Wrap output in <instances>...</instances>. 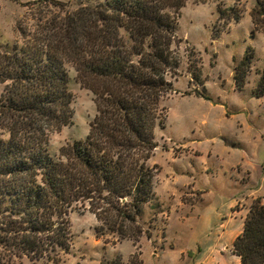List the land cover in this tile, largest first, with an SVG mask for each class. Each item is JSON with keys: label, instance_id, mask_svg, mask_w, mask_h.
I'll return each instance as SVG.
<instances>
[{"label": "trees", "instance_id": "1", "mask_svg": "<svg viewBox=\"0 0 264 264\" xmlns=\"http://www.w3.org/2000/svg\"><path fill=\"white\" fill-rule=\"evenodd\" d=\"M185 2L99 0L73 10L55 3L50 16H38L32 29L18 25L21 39L0 48V264H58L71 245L74 208L94 214L97 238L151 239L140 223L155 194L157 165L148 161L155 130L165 126L161 101L179 75L176 27ZM219 16L240 19L234 11L219 9ZM250 17L264 34V0H256ZM251 58L246 49L233 69L238 91ZM189 60L191 80L203 86L197 59ZM66 64L91 91L96 112L86 136L54 158L49 137L74 114ZM257 74L252 94L258 98L264 64ZM232 248L239 264H264L261 197L248 207Z\"/></svg>", "mask_w": 264, "mask_h": 264}, {"label": "rangeland", "instance_id": "2", "mask_svg": "<svg viewBox=\"0 0 264 264\" xmlns=\"http://www.w3.org/2000/svg\"><path fill=\"white\" fill-rule=\"evenodd\" d=\"M98 1L0 0V48L21 39L18 25L32 29L38 16H50L58 9L55 3L73 10ZM255 4L256 0H186L180 9L179 75L173 91L161 101L166 107L165 126L155 130L157 146L148 161L157 165L155 194L140 219L151 239L143 234L134 242L116 241L107 233L97 238L94 214L74 208L68 212L71 245L60 254L58 264H239L232 242L242 230L248 208L241 212L237 204L228 213L225 200L245 187L264 192V95L252 94L264 64V34L261 25L254 28L251 21ZM219 9L225 14L238 12L240 19H222ZM246 49L252 55L251 68L238 91L233 69ZM193 58L203 86L191 80L188 64ZM66 67L74 114L70 124L49 137L54 158L61 157L63 147L86 136L96 112L91 91L78 82L71 64ZM195 87L209 99L197 96ZM1 136L6 138L7 133ZM246 170L250 181L243 184ZM193 177L195 187L208 190L204 195L192 188ZM252 200L242 203L248 207ZM191 203L198 204L189 211ZM208 206L217 210L202 214L203 221L199 214Z\"/></svg>", "mask_w": 264, "mask_h": 264}, {"label": "crops", "instance_id": "3", "mask_svg": "<svg viewBox=\"0 0 264 264\" xmlns=\"http://www.w3.org/2000/svg\"><path fill=\"white\" fill-rule=\"evenodd\" d=\"M238 165H240V164H238ZM241 166V165H240ZM206 172H207V169H206ZM246 174H247V177H248V179L247 180H245V181H241L240 183H243V184H247L249 181H250V177H249V171L248 170H246V171H244ZM242 178V177H241ZM196 178L195 177H193V179H192V181L190 182L191 184H192V188L194 189V190H201V194H203L204 195V193L205 192H207L208 190L207 189H199V188H197V187H195L194 186V180H195ZM202 195V196H203ZM255 197H261L262 198V201H264V192H262L261 190H259V189H252V190H247V187H245V188H243V190L239 193V195L238 196H234V198L233 199H230V200H225V206L226 207H228L229 208V212L228 213H230V212H233V211H235V209L233 210V208L237 205V204H239V206L240 207H242L241 209H240V211L242 212H245V210H247V208L249 207H247V203H242L243 201L244 202H247V201H251L252 199H254ZM201 200H203V197L201 198ZM196 204H198V203H191L187 208L189 209V211H192L194 208H195V206H196ZM212 209H214V210H217V207H205L202 211H201V213L199 214V216L200 217H202L203 218V216H202V214H204V213H206L207 211H209V210H212ZM199 217V218H200ZM203 221H204V218H203ZM233 233H234V231L232 230V231H229L228 232V235L229 236H232L233 235Z\"/></svg>", "mask_w": 264, "mask_h": 264}]
</instances>
